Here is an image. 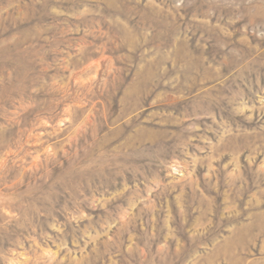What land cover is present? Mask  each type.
Here are the masks:
<instances>
[{
  "label": "rangeland",
  "instance_id": "374dc122",
  "mask_svg": "<svg viewBox=\"0 0 264 264\" xmlns=\"http://www.w3.org/2000/svg\"><path fill=\"white\" fill-rule=\"evenodd\" d=\"M0 264H264V0H0Z\"/></svg>",
  "mask_w": 264,
  "mask_h": 264
}]
</instances>
